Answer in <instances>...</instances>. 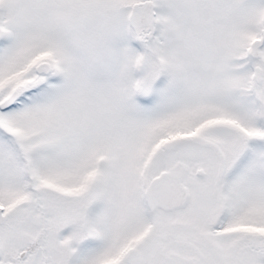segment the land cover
I'll list each match as a JSON object with an SVG mask.
<instances>
[{"label": "snow or ice", "instance_id": "6c2138e0", "mask_svg": "<svg viewBox=\"0 0 264 264\" xmlns=\"http://www.w3.org/2000/svg\"><path fill=\"white\" fill-rule=\"evenodd\" d=\"M0 264H264V0H0Z\"/></svg>", "mask_w": 264, "mask_h": 264}]
</instances>
